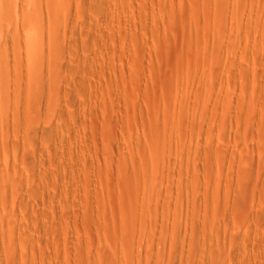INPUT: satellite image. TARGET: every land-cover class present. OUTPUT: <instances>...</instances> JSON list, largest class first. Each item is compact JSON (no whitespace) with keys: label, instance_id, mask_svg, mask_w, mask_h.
<instances>
[{"label":"rangeland","instance_id":"1","mask_svg":"<svg viewBox=\"0 0 264 264\" xmlns=\"http://www.w3.org/2000/svg\"><path fill=\"white\" fill-rule=\"evenodd\" d=\"M0 264H264V0H0Z\"/></svg>","mask_w":264,"mask_h":264}]
</instances>
